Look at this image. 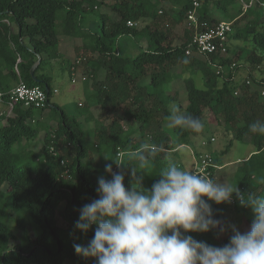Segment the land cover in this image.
<instances>
[{
	"label": "trees",
	"instance_id": "1",
	"mask_svg": "<svg viewBox=\"0 0 264 264\" xmlns=\"http://www.w3.org/2000/svg\"><path fill=\"white\" fill-rule=\"evenodd\" d=\"M198 1V23L190 25L193 0H0V93L4 95L0 105L5 106L0 110V264H96L74 249V245L88 244L95 226L82 233L74 225L82 206L98 198V179L110 178L105 164L123 171L128 187L125 174L138 165L134 154L143 153L147 166L137 175L142 176L143 188L150 190L156 176L170 163L169 154L193 146V139L203 134V130L195 133L167 127L170 106L178 101L176 84L167 90L174 74L187 95V106L179 108L182 113L204 123L209 112L234 140L255 146L256 155L246 162L262 160L264 135L249 132V124L264 121V77L256 78L251 71L250 80L240 83L234 71L247 65L255 72L264 67V0H254L247 10L242 0ZM102 7L112 15H100V32L81 34L85 15ZM228 19L248 20L230 38V42H242L248 48L245 63H236L244 49L234 51L228 44L226 55L221 51L187 55L188 50H194L192 41L197 33ZM177 27L184 29L182 36L175 33ZM60 35L83 39L76 48L81 62L72 68L83 67L94 90L92 106L101 108L104 119L92 132V141L86 139L76 119L52 102V78L43 72V66L62 56ZM122 38L145 39L147 47L139 46L142 50L135 56L117 53ZM178 39L180 45L175 44ZM39 57L36 82L31 69ZM225 68L230 69L227 75ZM185 72H190L188 77L183 76ZM199 73L202 87L195 78ZM20 80L44 90L47 103L43 108L16 103L7 114L10 93ZM47 119L49 125L44 123ZM202 153L195 150L193 156ZM213 158L215 166L221 167L220 160ZM172 163L187 170L183 163ZM217 172L212 169L213 180ZM256 190L251 183L241 184V193L255 195ZM58 214L67 228L59 226ZM213 216L219 218L217 210Z\"/></svg>",
	"mask_w": 264,
	"mask_h": 264
},
{
	"label": "clouds",
	"instance_id": "2",
	"mask_svg": "<svg viewBox=\"0 0 264 264\" xmlns=\"http://www.w3.org/2000/svg\"><path fill=\"white\" fill-rule=\"evenodd\" d=\"M167 127L200 133L204 123L173 106L166 117ZM249 132L264 135V121L249 124ZM152 156L156 153L152 152ZM131 167L134 180L124 183V172H113L111 179L100 177L98 198L82 206L75 228L87 233L95 226L86 246L74 245L77 255L93 258L96 264H264V196L241 193L227 182H217L169 163L151 189L142 186L137 172L147 166L143 153ZM108 160V159H106ZM259 183L264 184V179ZM235 196L241 207L251 210L250 230L241 233L231 227L229 242L222 247L193 239L189 233L227 232L215 219L209 202L230 203Z\"/></svg>",
	"mask_w": 264,
	"mask_h": 264
},
{
	"label": "rangeland",
	"instance_id": "3",
	"mask_svg": "<svg viewBox=\"0 0 264 264\" xmlns=\"http://www.w3.org/2000/svg\"><path fill=\"white\" fill-rule=\"evenodd\" d=\"M243 7V5H242ZM166 9V8H165ZM244 9V8H243ZM166 11V10H165ZM254 12L257 13L258 10L254 9ZM65 11L59 12V18L64 15ZM108 13L112 15L111 11L108 8L102 7L98 11H93L85 15L84 24L82 26L83 33L86 34H95L100 32V15ZM252 17H249L251 20ZM228 23H232L233 32L234 34L236 29H243L248 20H223ZM60 31V27H58ZM184 29L182 27H177L176 32L180 36L183 35ZM231 35V36H232ZM230 36V38H231ZM228 41L229 47L233 48L236 51L238 48H243L244 52L240 56V60H236V63L239 65L245 63L243 58L246 56V52L248 48H245V44L242 42H235ZM83 39L80 37L73 38V37H66L60 35V45L59 49L62 52V56L58 59H54L51 61L49 65L43 66V72L52 78V89L56 90L57 93L53 94L52 102L61 106L66 114L72 118L76 119L80 124L86 134V139L88 141H92L93 138L91 137L92 132L98 127V124L103 122L102 118V110L100 107L92 106V91L90 83L91 81L83 75V71L80 70V76H77L76 73V81L72 82L70 78V74L68 72V67L70 64L76 63L81 56L74 50V47H70V52L68 55L65 53L66 43H75L78 44L79 42L82 43ZM87 41H90L89 39ZM176 45L181 44V40L178 39L175 41ZM237 45V47H235ZM147 47V41L144 40H136L131 38H122L119 41L118 47L116 49L117 53H123L124 55H131L135 56L138 54L142 48ZM241 46V47H240ZM226 55V53H223ZM229 55V54H228ZM69 56V57H68ZM247 65V63L245 64ZM248 67H241L234 71V75L236 81L242 83L244 81L250 80L249 74L251 71L253 72L256 78L264 77V67H262V71L252 69L251 66L247 65ZM83 69V67H79ZM78 68V69H79ZM232 69V68H231ZM230 69L225 68L223 70L224 74H228ZM175 73L181 72L177 69H174ZM79 74V72H78ZM190 72H185L183 75L184 77H188ZM83 75V77H82ZM182 76V77H183ZM77 77L80 78L77 79ZM196 82L199 87L203 85V77L199 73L195 76ZM87 79V81L83 80ZM176 84L174 88V92L177 91V102L170 106V109L173 106L178 108L184 109L187 104V95L185 93V88L181 79H177L176 75H173L172 83L167 84V90H172L173 86ZM173 92V93H174ZM262 96V95H261ZM264 99V96H262ZM5 109V106L0 105V110ZM182 112V111H181ZM38 113V112H37ZM90 114L91 118L87 119V116ZM119 115L122 113L119 112ZM38 116V115H37ZM49 120H45L44 123L47 122L49 125ZM1 127V124H0ZM226 126L224 124L219 125V123L215 120V118L209 113L206 112L204 115V129L203 134L193 139V146L201 152L211 154L215 158L219 159L220 162L223 164V168L216 173L215 180L217 182H227L232 184L234 187L237 186L239 191H241V184L243 182H248V184H252L256 187V196H264V184L259 183L261 179H264V170L261 167V161L258 160L261 158H257L256 161L253 163L245 162L249 154L254 150V146L250 145L248 142L234 140L233 135L231 132H226ZM214 139L215 141H210ZM205 142V146L202 144ZM231 144L230 149L226 151L227 146L229 143ZM178 153V157L172 156L173 154L170 153L168 160L170 163L178 162V158L181 159L184 167L188 169L190 166L192 168V162L190 159H187L190 150L186 147L184 149H180ZM183 156V157H182ZM264 157V156H263ZM262 157V158H263ZM95 159L99 161V157L95 155ZM227 165V166H226ZM255 166V167H254ZM190 170V169H189ZM255 174V175H254ZM128 177L129 185L134 183L132 178L131 172H127L125 174ZM254 175V178L252 177ZM138 176V175H137ZM141 176V175H139ZM211 204L213 212L217 210L219 214L218 220H221L223 225L228 229L227 232L223 235H219L217 230L210 231L208 233H189L193 237V239L197 241H203L209 245L220 247L222 242L230 238L232 235L231 227L235 226L241 233L247 232L250 230L253 215L250 209L241 207L237 198L233 196L230 203H224L217 205L214 202H209ZM63 206L61 207V210ZM58 224L60 227L67 228V224L62 220L60 215L57 216ZM65 264H76L72 261H67Z\"/></svg>",
	"mask_w": 264,
	"mask_h": 264
},
{
	"label": "built area",
	"instance_id": "4",
	"mask_svg": "<svg viewBox=\"0 0 264 264\" xmlns=\"http://www.w3.org/2000/svg\"><path fill=\"white\" fill-rule=\"evenodd\" d=\"M255 1L252 0L250 3H246L242 0V5L244 10L251 8L254 5ZM195 11L190 14L189 20L190 25H197V10L200 7V2L198 0H193ZM264 8V5H262ZM129 26H134L132 23ZM233 28L232 23L221 22L216 25L214 28L197 33L192 41V47L194 50H188L187 55L191 56L193 54H215L219 51L221 53H226V45L228 44L229 38L232 35ZM81 59L76 61V64H79ZM75 68L73 69V72ZM57 93V91H55ZM261 95L264 96V91L261 92ZM4 95L0 93V104L4 103ZM16 103H22L26 107H35L43 108L47 103V94L40 87H29L22 80H20L17 86L11 91L9 96L8 112L9 114ZM2 115V113L0 114ZM212 142L214 139L211 140ZM205 146V142H203ZM119 158L122 157L120 153ZM194 164L192 166V172L205 176L206 178L212 179V169L217 168L214 163V158L210 154L202 153L198 157H194ZM113 172H117L116 169ZM111 179V176L109 180Z\"/></svg>",
	"mask_w": 264,
	"mask_h": 264
},
{
	"label": "crops",
	"instance_id": "5",
	"mask_svg": "<svg viewBox=\"0 0 264 264\" xmlns=\"http://www.w3.org/2000/svg\"><path fill=\"white\" fill-rule=\"evenodd\" d=\"M66 49H65V53H67L66 55H68L69 54V52H70V47L72 46V47H74V50L76 51V48L77 47H79V46H81V43L79 42L78 44H75V43H66ZM61 52V51H60ZM61 54H62V52H61ZM69 57V56H68ZM72 65L73 64H70V68L68 67V72H69V74H70V78H71V80H72V82H75L76 81V73H73V69L74 68H72ZM80 70L81 71H83L84 69H81V68H79L78 69V67H76L75 68V71L77 72V76H80ZM78 72H79V74H78ZM82 77H83V75H82ZM78 78H80V77H77V79ZM80 80H82V78H80ZM83 80H85V79H83ZM85 81H87V79L85 80ZM77 82V81H76ZM90 86H91V84H90ZM91 89H92V87H91ZM54 91V94H56L55 93V91L56 90H53ZM92 91H94L93 89H92ZM93 94V93H92ZM3 111V110H2ZM226 132H227V130H226ZM211 141V140H210ZM215 141V140H214ZM250 144V143H249ZM250 145H252V144H250ZM252 146H254V145H252ZM187 148V149H189L190 150V152H189V155L187 156V159H190L191 161H193L194 162V159H193V151H199V152H201V150H199V149H197V148H195V147H189V146H183V147H181V148H179V150L180 149H184V148ZM179 150H175V151H173V152H171L173 155L172 156H175L176 155V158L178 157V153L180 152ZM256 148H255V146H254V150L249 154V156L247 157V160L246 161H248L250 158H252L254 155H256ZM264 156V155H263ZM183 157V156H182ZM245 161V162H246ZM256 160H253L252 162H253V164H255L254 162H255ZM178 162H180V163H182V161H181V159L180 158H178ZM193 162H192V164H193ZM260 162V161H259ZM227 166V165H226ZM261 166H264V157L262 158V160H261ZM224 166H223V164H222V166L221 167H217V170L218 171H220L222 168H223ZM255 167V166H254ZM189 169H191V166L187 169V170H189Z\"/></svg>",
	"mask_w": 264,
	"mask_h": 264
},
{
	"label": "water",
	"instance_id": "6",
	"mask_svg": "<svg viewBox=\"0 0 264 264\" xmlns=\"http://www.w3.org/2000/svg\"><path fill=\"white\" fill-rule=\"evenodd\" d=\"M40 62H41V58L39 57L37 63L31 69V76L33 77V80L36 82H38V79L35 77V71L39 66Z\"/></svg>",
	"mask_w": 264,
	"mask_h": 264
}]
</instances>
